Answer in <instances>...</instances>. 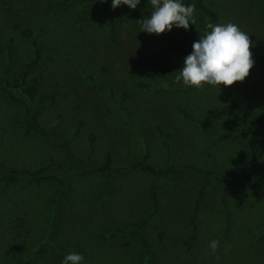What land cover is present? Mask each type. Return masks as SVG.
I'll list each match as a JSON object with an SVG mask.
<instances>
[{"label": "rangeland", "instance_id": "rangeland-1", "mask_svg": "<svg viewBox=\"0 0 264 264\" xmlns=\"http://www.w3.org/2000/svg\"><path fill=\"white\" fill-rule=\"evenodd\" d=\"M110 3L0 0V264H60L69 252L83 264H141L145 249L146 264H264V0H203L217 13L213 24L238 25L257 52L242 82L199 89L174 80L206 29L196 8L185 36H157L137 21L152 11L147 0L136 9ZM15 23L42 47L30 73L40 79L36 101L54 98L37 117L46 134L25 132L23 106L4 86L12 72L5 45L14 63L33 49ZM254 121L250 179L206 174L239 171ZM64 141L82 172L53 210L62 182L20 171L65 167ZM106 152L115 169L108 180L97 169ZM140 221L147 246L137 233L106 234ZM211 240L219 241L215 254Z\"/></svg>", "mask_w": 264, "mask_h": 264}, {"label": "clouds", "instance_id": "clouds-1", "mask_svg": "<svg viewBox=\"0 0 264 264\" xmlns=\"http://www.w3.org/2000/svg\"><path fill=\"white\" fill-rule=\"evenodd\" d=\"M108 0H100L106 3ZM151 5L150 15L137 20L140 31L160 35L170 32L173 27L188 30L196 22L195 5L184 4L182 0H147ZM141 0H111L110 8L120 6L136 9ZM191 52L183 58L182 66L175 71V82L199 89L203 85L225 87L242 82L254 65L248 35L232 22L208 23L199 39L194 41ZM219 246L218 240L209 242L213 254ZM230 247V246H228ZM227 250V248H226ZM84 256L69 252L60 264H83Z\"/></svg>", "mask_w": 264, "mask_h": 264}, {"label": "trees", "instance_id": "trees-1", "mask_svg": "<svg viewBox=\"0 0 264 264\" xmlns=\"http://www.w3.org/2000/svg\"><path fill=\"white\" fill-rule=\"evenodd\" d=\"M183 2L185 4L195 5V8L199 11V16H200L199 22L200 23L207 25L208 23H215L217 21L216 11L206 6L205 3H203V0H183ZM14 27L19 29L21 35L31 40L33 49H32L31 56L28 57V59L25 62L14 63L10 59V50H9L8 43L5 45V55L7 57V67L10 70H12V72L10 73L11 74L10 79H7L4 82V86H5V89H7L8 96L12 100H15L16 102H20L23 106L24 112L21 117V124L25 132L46 134L45 129L39 124L37 117L39 114V110L44 108L46 104H51L54 101V98L50 93H46L42 95V97L36 101V95L39 91L40 79L30 73L31 70L36 69L41 63V59L43 56V54L41 53L42 47L39 46V44L37 43L35 34L31 29L21 27L20 24L18 23H15ZM168 33L176 37H181V36H185L188 33V30L185 31L183 28L172 29ZM253 51H250V52H253ZM256 52L257 51H254L253 53H256ZM256 122L257 121H254L252 123L253 129L251 128L250 136L247 140V145H246L247 151L241 163L239 171L231 172L229 169H226V168L217 171L212 168V171H209L206 174H210V172H213L214 174L217 175V178L232 179L236 181H247L250 179L251 169L257 164L256 149H255V141H256V136H257ZM61 145L65 149L64 155L66 158V163L67 161L69 162L67 163L65 167H61L57 169L58 167L57 166L55 167V169L53 168L48 172H44L45 170L43 168H40L37 171H31V172L26 171V170L20 171L22 174L26 175L30 179L42 177L46 173V174H49L55 177L60 182H62V188L57 192L56 196L53 199V210L56 208V204L58 203V200L67 193L68 188H69V181H68L69 178L72 175L82 172V169L75 164L74 162L75 159L73 158L71 151L69 150L66 142L64 141ZM88 157H90V155H88ZM88 162L91 163L92 161L91 162L88 161ZM132 167L135 169L149 171L153 174H157L160 176L168 175L170 172H174L173 168H166L164 170H155L151 166L144 165L141 162H134ZM97 169L100 171H106V180H108L112 172L115 171V169L110 167L109 152L105 153L104 162L103 164H100L99 166H97ZM12 171L13 170H10V172ZM7 179H8V175H5V177L3 178V182H5ZM156 199L157 197L155 193H153L152 199H151L152 212H154L156 208V204H157ZM54 221H55V216L53 215L49 229H51V227L53 226L52 224L54 223ZM142 225H143V221H140L139 223L132 224L126 229L119 228V227L110 228L106 231V234L111 235L113 233H124L127 236H131L133 233H137L140 241L143 242L142 244L147 246V243L145 241L146 239L145 234L142 232ZM191 225H192L191 234H193L194 226H195L194 216L191 217ZM151 255H152L151 251H148V249H145V254L143 256L141 264H146L149 261Z\"/></svg>", "mask_w": 264, "mask_h": 264}]
</instances>
